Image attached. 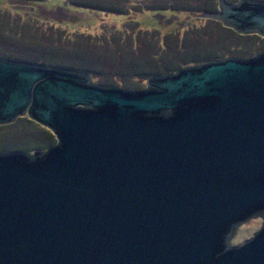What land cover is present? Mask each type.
<instances>
[{"label":"water","instance_id":"obj_1","mask_svg":"<svg viewBox=\"0 0 264 264\" xmlns=\"http://www.w3.org/2000/svg\"><path fill=\"white\" fill-rule=\"evenodd\" d=\"M203 18L264 37V0ZM56 142L0 152V264H264V51L151 75L145 88L0 57V125Z\"/></svg>","mask_w":264,"mask_h":264},{"label":"rangeland","instance_id":"obj_2","mask_svg":"<svg viewBox=\"0 0 264 264\" xmlns=\"http://www.w3.org/2000/svg\"><path fill=\"white\" fill-rule=\"evenodd\" d=\"M97 1L106 2L112 7L119 5L117 2L119 0ZM207 1L129 0L126 6L142 10L130 9L128 13H124L93 10L74 5L88 4L89 0H0V51L3 53L1 57L16 60L19 58L17 55H23L27 51L29 53L42 52L39 60L35 63L49 65V58L43 54H49L55 50L50 47L49 40L68 36L77 37V41L70 46V49L82 46L84 50L92 53L91 55L87 54V58L91 59V61L88 60L90 65L102 78H105L100 83L125 87L120 80L124 79L126 75L123 74V76L120 73L121 70L128 69V64L126 65L120 59L124 58L125 54L128 55V58H135L138 64L145 63V55L153 59L151 52L155 47L157 36L164 40L165 45H163L164 49H161L163 51L155 63L171 65L169 68L172 70L171 72L183 67L184 62L195 60L191 64L195 65L213 61L196 60L195 57L200 53L220 54L225 45L231 41L232 33L228 29H224L225 26L220 21L216 22L214 19L200 16L203 12H207ZM216 2L218 4V0ZM169 5L179 9L163 8ZM157 7L162 8L158 9ZM17 29L26 32L24 31L25 33L20 36ZM145 30L147 32H144ZM144 33L147 36H143ZM90 34L94 36L92 39ZM253 39L261 42L264 37L259 35V37L243 39L239 45L232 44L229 50L234 52L247 50ZM51 44L56 45L55 43ZM262 45L261 51H264V42ZM66 51L68 50L63 46L60 55L68 54ZM27 62L32 61L28 60ZM130 73L133 75L129 76L127 73L126 77L133 85L131 88L140 89L147 86V79L150 76H142L141 72L137 71ZM135 75L137 78L133 77ZM115 76L119 81L114 80ZM25 117H18L16 122L2 125V133L8 131L9 128H15H11V126L17 123L20 118ZM35 129L47 130L40 124H36ZM24 131L25 128H21L15 133L9 132L14 135H10L8 140L18 141L19 144H28L32 147L44 142L42 137L32 132L24 133ZM54 140H56L55 137ZM263 222L262 217H254L240 224L237 227L236 235L231 237L230 244H242L260 229Z\"/></svg>","mask_w":264,"mask_h":264},{"label":"trees","instance_id":"obj_3","mask_svg":"<svg viewBox=\"0 0 264 264\" xmlns=\"http://www.w3.org/2000/svg\"><path fill=\"white\" fill-rule=\"evenodd\" d=\"M65 1H68V0H65ZM178 1H181V0H178ZM227 1L235 2L237 0H227ZM117 2L119 5H117L115 7H112L111 5H107L106 2L100 3L97 0H89L88 4L79 3V4H74V5H76V6L79 5V6H82L85 8H90L93 10L115 11V12H124V13H128L130 11V9L137 10V11L142 10V9L129 8L128 6H126V5H128L129 0H119ZM207 3H208L207 4L208 6L206 7V11H216L217 10L218 4H217L216 0H208ZM70 4H72V3H70ZM161 8L162 7H159L158 9H161ZM163 8H170L173 10L179 9V8H174L172 5L164 6ZM181 9H185V8H181ZM185 10H187L188 12H191L188 9H185ZM221 28H223V27H221ZM224 29H228V31L231 32L232 35H231V41H229L227 43V45H225V48L223 50H221L220 54L219 55H213L212 53L211 54L200 53L198 56L195 57L196 60L206 61V60H221V59H225V58H229V57H242V56L248 57V56H252V55L260 52L263 49L262 43L264 42V40H261V42H259V41L257 42L256 40L253 39V41L251 43H249V48L247 50L238 51V52H234L232 50H229L230 49L229 47L232 44L233 45L234 44L239 45L241 40L251 38V37L253 38L255 36L259 37V35H257V34H253V36L244 35V34H240V33L236 32L235 30L230 29V28L224 27ZM138 30H140V29L138 28ZM18 31L20 32V34H19L20 36L26 32L25 30H22V29L18 30ZM144 32H147V30H145ZM90 36H91V34H90ZM143 36H147L146 33H144ZM93 37L94 36H91L90 38L92 39ZM76 39H77V37L73 38L71 36L70 37L68 36V37L59 38L56 40L55 39L49 40L48 43H50V47L55 49L53 52H51L49 54L43 53L46 57L49 58L48 59V61L50 63L49 65L59 66V67H67V68L75 69L78 71H83V72L89 73L91 75L93 81H95L97 83L102 82L105 78H102V76H100V74L94 69V67H92L90 65L89 61H91V59L87 58V56L91 55L92 53L88 50H84L82 48V46L80 48H74L73 47L70 49V46L77 41ZM157 39H159V36H157ZM157 39L155 40V43H154L155 47H153V52H151L153 59H152V57L150 58V57H147L145 55L144 56L145 57V63L140 62L141 64H138L137 60L135 61V58L134 59L128 58L127 57L128 55L125 54V55H123L125 57L121 58L120 60L122 62L126 63V65L128 64L127 65L128 69H126V71L121 70L120 74H122V75L124 74L127 76V73H128L129 76H132L133 74L130 72L131 71H137V72H141L140 74L142 76H144V75L151 76V75L166 74V73L171 72L172 70L171 69L169 70L171 65L164 64V63L159 64L157 62L155 63V60L159 59L158 57L160 56L161 51H163L161 49H164L163 45H165L163 39H159V40H157ZM232 39H234V40H232ZM51 43H55L56 45H53ZM63 46L65 47V49L68 50V51H66V53H68V54L60 55ZM56 49H58V50L56 51ZM2 54L3 53L0 51V57L2 56ZM41 54H42V52L29 53L27 51L23 55H17L19 58H16V60H18V61L30 60V61L35 63L39 60V57L41 56ZM28 58H30V59H28ZM143 60H144V58H143ZM150 62L152 64H149ZM193 62H195V60H193ZM193 62L192 61L184 62L183 66L191 65ZM86 67H88V68H86ZM130 69H132V70H130ZM126 76L124 79H122L120 81L123 82L125 88H131L133 85L130 83L129 80H127L128 78ZM133 77L137 78L136 75ZM113 78H114V80L119 81V79L116 76ZM26 117L20 118V120L17 123H14V125L11 126V128L12 127H15V128H12V129L9 128V130L6 131L5 133H2L1 129L3 128V126L0 125V152L14 151V150H22V151L31 152V151H35V150H44L56 142V140H54L55 136H53L54 134L50 130L49 131H48V129L47 130H36L35 125L38 123H36L33 120L29 119L28 117L26 118ZM4 125H6V124H4ZM21 128H25L24 133L32 132L33 134H35L39 137H42L44 139V142L42 144L36 145V147H32V146H28V144H19L20 142H18V141L8 140L10 135H14V134H10L11 132L15 133V131H19Z\"/></svg>","mask_w":264,"mask_h":264}]
</instances>
